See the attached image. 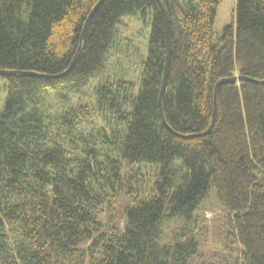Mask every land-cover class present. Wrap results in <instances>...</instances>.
I'll return each mask as SVG.
<instances>
[{
  "label": "trees",
  "instance_id": "1",
  "mask_svg": "<svg viewBox=\"0 0 264 264\" xmlns=\"http://www.w3.org/2000/svg\"><path fill=\"white\" fill-rule=\"evenodd\" d=\"M100 1L0 0V71L38 76L0 77V264H264V85L220 87L201 136L219 80H264V0L216 43L218 0H160L166 125L157 0H103L82 40ZM127 17L150 18L137 85Z\"/></svg>",
  "mask_w": 264,
  "mask_h": 264
},
{
  "label": "rangeland",
  "instance_id": "2",
  "mask_svg": "<svg viewBox=\"0 0 264 264\" xmlns=\"http://www.w3.org/2000/svg\"><path fill=\"white\" fill-rule=\"evenodd\" d=\"M219 6L217 9L216 20L213 28V41L216 43L218 38L222 35L226 27L234 24V16L236 9V0H218ZM151 26L150 18L143 20L140 17L123 18L117 27V45H128L131 50L130 63L122 66L120 69L124 72V76L132 83L139 82L140 63L142 59H146L148 44L150 39ZM114 61V59H113ZM139 75V78H138ZM138 78V80H137ZM7 98V88L4 80L0 78V116L3 112L4 105ZM210 204H214L211 200ZM213 213L206 211L205 220L209 224L213 217ZM205 224V223H204ZM212 225V224H211Z\"/></svg>",
  "mask_w": 264,
  "mask_h": 264
},
{
  "label": "water",
  "instance_id": "3",
  "mask_svg": "<svg viewBox=\"0 0 264 264\" xmlns=\"http://www.w3.org/2000/svg\"><path fill=\"white\" fill-rule=\"evenodd\" d=\"M102 1L103 0L100 1V3L95 7V9L90 14V16H89V18H88V20H87V22L85 24V27L83 29V33H82V37H81L82 40H84L86 38L89 24H90L91 20L93 19L95 13L97 12L99 6L101 5V2ZM157 2H158V5L160 7V10H161V13L163 15V18H164V23H165V39H166L165 73H164V79H163L162 87H161V90H160V93H159L158 105H159V110H160V114H161V117H162V121L166 125L165 117H164L163 109H162V98H163V95H164V92H165L166 80H167V75H168V68H169V63H170L171 30H170V24H169L168 15H167V13L165 11V8H164V6H163V4L161 3L160 0H157ZM76 57L77 56H75V59H76ZM75 59H74V61H73V63H72V65H71L70 68L73 67V64L75 62ZM70 68H69V70H70ZM11 75H20V76H25V77H38L37 75H34L32 73L0 71V77H4L5 78V77H9ZM246 82H250V83H253V84H256V85H264V80H262V81H256L254 79H250V78H247V77L224 78V79L219 80L216 83V85H215V93H214V113H213V118H212L211 126L209 127L208 131L205 134L201 135L202 137L210 133V131L213 128L214 122L216 120V116H217V92H218V89L220 87H222V86H225V85H230V84H235V83H246ZM195 136L196 135L190 136V137H187V138H193Z\"/></svg>",
  "mask_w": 264,
  "mask_h": 264
}]
</instances>
